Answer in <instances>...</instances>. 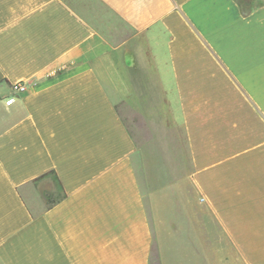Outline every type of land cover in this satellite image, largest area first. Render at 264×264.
<instances>
[{
  "label": "crops",
  "instance_id": "1",
  "mask_svg": "<svg viewBox=\"0 0 264 264\" xmlns=\"http://www.w3.org/2000/svg\"><path fill=\"white\" fill-rule=\"evenodd\" d=\"M252 1L0 0V264H264Z\"/></svg>",
  "mask_w": 264,
  "mask_h": 264
},
{
  "label": "built area",
  "instance_id": "2",
  "mask_svg": "<svg viewBox=\"0 0 264 264\" xmlns=\"http://www.w3.org/2000/svg\"><path fill=\"white\" fill-rule=\"evenodd\" d=\"M10 88H11V91L15 94H19L25 91V85L23 83H14L11 85ZM5 102L7 105H10L13 102V97L6 99Z\"/></svg>",
  "mask_w": 264,
  "mask_h": 264
},
{
  "label": "trees",
  "instance_id": "3",
  "mask_svg": "<svg viewBox=\"0 0 264 264\" xmlns=\"http://www.w3.org/2000/svg\"><path fill=\"white\" fill-rule=\"evenodd\" d=\"M237 1V3L243 8V10L245 9H247V11H250V9H248V8H246V6L245 5H248L249 6V4L251 3V2H253L252 0H236Z\"/></svg>",
  "mask_w": 264,
  "mask_h": 264
}]
</instances>
